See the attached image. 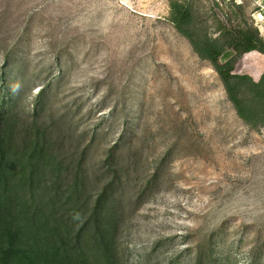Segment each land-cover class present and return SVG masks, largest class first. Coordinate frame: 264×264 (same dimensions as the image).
<instances>
[{"label": "rangeland", "instance_id": "374dc122", "mask_svg": "<svg viewBox=\"0 0 264 264\" xmlns=\"http://www.w3.org/2000/svg\"><path fill=\"white\" fill-rule=\"evenodd\" d=\"M185 1L0 0V68L7 56L19 61L21 108L48 87L45 121L89 174L123 138L125 264H191L212 238L227 264H264V126L237 117L217 73L174 28ZM235 2L255 27L264 0ZM193 7L208 33L238 23L222 0ZM263 72L264 51L234 70L255 82Z\"/></svg>", "mask_w": 264, "mask_h": 264}, {"label": "trees", "instance_id": "16d2710c", "mask_svg": "<svg viewBox=\"0 0 264 264\" xmlns=\"http://www.w3.org/2000/svg\"><path fill=\"white\" fill-rule=\"evenodd\" d=\"M222 2L238 21L233 28L218 21L215 35L203 30L193 0L174 5L173 26L217 73L237 117L258 131L264 126V72L255 82L234 70L244 54L263 53L264 43L243 2ZM227 50L231 55L222 61ZM18 67L7 56L0 68V264H125L121 234L129 168L119 153L123 138L107 151L96 175L89 174L83 154L69 153L56 122L45 121L48 87L38 91L31 109L21 108L26 80L12 74ZM159 178L154 171L136 203ZM196 249L191 264H227L213 238Z\"/></svg>", "mask_w": 264, "mask_h": 264}, {"label": "built area", "instance_id": "2783aa9c", "mask_svg": "<svg viewBox=\"0 0 264 264\" xmlns=\"http://www.w3.org/2000/svg\"><path fill=\"white\" fill-rule=\"evenodd\" d=\"M252 19L258 30L259 37L264 43V7L259 8L257 13L252 15Z\"/></svg>", "mask_w": 264, "mask_h": 264}, {"label": "crops", "instance_id": "0c3cea01", "mask_svg": "<svg viewBox=\"0 0 264 264\" xmlns=\"http://www.w3.org/2000/svg\"><path fill=\"white\" fill-rule=\"evenodd\" d=\"M258 78H259V76H258Z\"/></svg>", "mask_w": 264, "mask_h": 264}]
</instances>
